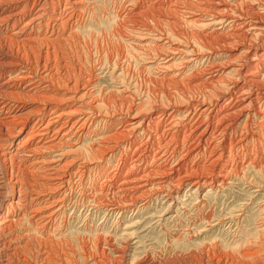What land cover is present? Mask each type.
<instances>
[{"label":"rangeland","instance_id":"374dc122","mask_svg":"<svg viewBox=\"0 0 264 264\" xmlns=\"http://www.w3.org/2000/svg\"><path fill=\"white\" fill-rule=\"evenodd\" d=\"M46 3L43 4V6L46 5ZM147 3L149 4L150 1L149 0H85L83 3V6L81 7L83 9L80 8L79 11H74V13L71 12L70 10L69 11L63 10L64 11L63 12L62 11L63 7L60 6V9H61L60 13L62 15H64V16L66 15L65 17L68 18L71 14V16L73 17V18L69 17V25L70 26L68 27L67 30L62 31L64 33V36L63 37L60 36V40H59L60 45L63 46L62 56H64V57H62V56L59 57L60 62H62L60 64V66H61L60 67V73L62 75V73H63L62 71L66 70V67L71 66L70 68L69 67L67 68V71L68 70L71 71L70 69H72L71 74L68 71V73L70 74L69 78L71 79V82L72 83L78 82L80 84L79 87L81 86L80 89L83 90L82 94L85 96L84 97L82 95V98L84 97L82 100L83 103L85 104V102H86V105H88L89 108H91V106H92L91 109L92 110L94 109L95 111L94 110L93 111L87 110V111L91 112V113L87 112L88 114L93 115V116L90 115L88 117L81 116L78 113H77L78 115L75 114L76 117L79 118L78 119L79 123H77V125L74 127V129L72 131L73 133L72 132L69 133L68 138H65L66 142L68 141L71 146H74V148L68 149L69 146H66L67 148H66V151L64 153H68V155H66V157H64V159H65L64 163L65 164H64V166L62 165L61 168L65 167V166L66 167L61 169V170L59 169L62 174L64 173L63 177H62V181H60V179H61L60 178L59 180L50 183L51 184L50 189H48L49 186L47 184H46L47 186H45V182L41 178L44 176V174L42 173L43 169H41V167L43 166L41 164V162H43V159H44L43 163L46 164V162H47V164L49 165V164H52V162H55L56 160L58 161V159H59L58 156L60 155V154L56 153V151L58 149L52 150V151H48V150L46 151L45 149H42L41 147L38 146L37 149H34L32 151L33 154H31L32 156L30 157V154L26 150L19 147L20 149H18V150H20V151L18 152V154L15 157L12 158L13 159L12 160L9 157V152H7L5 150L4 145L3 144H1L2 146L0 145L1 146L0 147V159H1L0 160V189L2 190L4 188H6L11 192V190L15 186V188L18 191V193L16 195L17 197L15 196V202L13 204V206H15V204L17 206L13 207L14 210L10 213V215H8L5 218V220L7 222L10 219H11V221L14 219L13 222L14 221L17 222L18 220H19L18 222H21L23 220L20 223L21 225L18 222L17 223L14 222L15 224L12 223V225L14 227L12 226L13 231L11 229V231L8 232V233H10L9 236H8L7 232H5L3 235L0 234V241H1L0 247L3 248V249L0 248L2 250V251L0 250V264H6V263L7 264H15V263L16 264L17 263L18 264H56V263L57 264H60V263L61 264H103V261L104 262L106 261L104 264L108 263V261H109L108 264H113V262H114V264H118L117 262L122 263V264H132L133 261H137V262H133V264L134 263L135 264H145L146 262H147L146 264H149V263L150 264H155V263L156 264H218V263L219 264H264V161H263L264 160V153H263L264 152V144H263L264 143V137H262L260 139H259V137H256V140H255L256 142L255 141L250 142V144H248L249 146H246V144L249 142H247V143L245 142L244 143L246 146L245 151L244 150H241V151L235 150L234 151L235 148L232 149V147L234 145L231 147L232 150L231 149L229 150L227 145H226V148L228 149L227 152H228V154H229V152L231 153L230 155H231V157L233 156L232 158L234 159V161L229 163L228 166L227 165L225 166V171H224L225 173L224 172L222 173L224 176V181L222 184L219 183L220 185L215 184V187L213 188L214 190L213 189L210 190V189L205 188L204 190H200L197 192L196 185H192V183H189V182H191V180L194 179V177L196 175H208L209 171L203 170L204 172L203 171L199 172V170L196 171V169H195V171H194V169H193L191 171L188 170L186 175H182L181 179L179 180V182L182 181V187L181 188L179 187L178 181H174V180L167 182V184H164L166 187L164 185H162V188H161V186L160 187L152 186V188H155V189L161 188V189H159L160 192L157 189V192H158L157 193L156 190L151 188V190L149 192H152V190L155 192H153V194L152 193L148 194L149 195V196L147 195V198L149 197L148 199L147 198H143V200L139 199L138 200L139 203L137 205L136 204L133 205V203L131 202L128 205L129 207L126 206L127 204L125 202L132 201V200H129L131 198L122 192L123 190L120 187H118L117 183H115L116 181L113 179V175H112L115 172V168H117L118 164L120 163L122 156L124 155V151H123L122 147L116 149L115 155L116 154L117 155L112 160L107 159L105 161L99 162L100 161L99 159L101 158V156H103V155L105 156V154H103V152H105L107 150L106 146H102V143L105 141H109V140H103V139L109 137L113 133H118L122 128L121 125H119V123L117 122L118 120L117 119L115 120V117L117 115L119 116L120 114H123L121 116L123 118L128 117V115H126V113L128 112L129 109L130 110L134 109V111L136 110L135 111L136 113L140 112L141 115H145V112L147 114V109H145L144 103L141 101V99L145 96V94L147 93V90L149 88V86H147L148 80H150V78H153L156 80V82H158V81L161 82V78H164V74L159 69L158 70L157 69H151L152 72H150V69L149 70L145 69L146 71L141 70V69H144V68H142L143 67L142 66L143 61L138 60L136 58V56L132 55L134 53V50L132 48L133 46L125 43L124 40L121 39L122 35H124L123 34L124 32H126V36H128V34H127L128 28H130L132 26L137 27V26L141 25L142 19H143V21H146V19L142 15L137 16V13H140V11H136L135 7H138V8L144 7V6L147 7V6H149ZM142 4H143V6H142ZM29 9L31 10L32 7H29ZM37 9H40V8L38 6H36L34 8V10H32V11L35 12ZM130 10H132V11H130ZM134 10H135V12H134ZM126 13H127V16L125 15ZM173 13L175 14V12H173ZM173 13L171 14L172 16H168V15L167 16L168 17H174ZM76 15H77V17H76ZM132 15H133V17H132ZM48 16H49V14L47 13L44 17V21H43L44 24H46L48 21H50L51 23L54 21L53 18L49 19ZM130 16L132 18H130ZM140 17H141V19H140ZM77 18H78V20H77ZM47 19H49V20H47ZM123 30H125V31H123ZM37 32H39V31L35 30V33H37ZM40 33H41L42 37L44 36L46 38H50L51 34H52L51 29H49V31L46 32L45 28L40 29ZM115 33L118 35H116ZM72 34L74 35L75 39H72L73 38ZM70 36L72 38H70ZM119 36H120V38H119ZM68 37H69V41L72 39L71 40L72 42L70 41V43H69V41L67 40ZM65 38H66V40H65ZM40 39H42V38H40ZM61 39H62V41H61ZM63 40H65V41L63 42ZM66 41H68V42H66ZM65 42H66V44H65ZM129 46H130V48H129ZM119 52H120V54H119ZM65 56H66V58H65ZM67 57H68V59H67ZM125 59H128V60H125ZM130 61H131V63L129 64ZM64 62L66 64H64ZM178 62H180V64ZM176 63L178 65L183 64L182 61H180V60L177 61ZM128 64H129V66H128ZM116 65L117 66L119 65V67H117ZM124 65H127V66H124ZM113 66L114 67L116 66L115 69L117 68V70H115ZM124 67H125V69H124ZM202 69L203 68L201 66H193L192 68H190L189 72L188 71L186 72V73H188L187 74L188 77L186 79L189 80L190 78L193 79L195 77H199L200 75L203 76L202 72L204 73V71ZM73 70H74V72H73ZM153 70H155V72H153ZM201 70H202V72H201ZM140 72H142V73H140ZM72 73H75V74H72ZM189 73H191V74H189ZM118 74H121L123 77L121 75L118 76ZM148 74L151 75V77L150 78L148 77L145 80V77L149 76ZM195 75H197V76H195ZM115 76H117V77L115 78ZM75 77H78V78H75ZM120 77H122V79H120ZM141 77H143V79ZM154 77H156V78H154ZM79 78H82V79H79ZM89 78H91V79H89ZM125 79H127V81ZM153 79H151V80H153ZM60 80L58 79L56 81L57 84L56 83L54 84L55 88H56V85H58L57 88H59V89H61L63 87L62 85L65 82L63 81V79H62V81H60ZM122 80L123 81L125 80V82H123ZM87 81H89V82H87ZM128 81H129V83H128ZM142 81H144V82L142 83ZM130 82H131V84H130ZM121 83H124V85H126V86H123V84H121ZM135 83H136V85H138L140 87V89L138 86L135 85ZM85 84H87V85H85ZM129 84H130V86H129ZM261 85H264V79L260 80L254 86H255V90H257L260 93L262 91V93H263L264 92V86L261 87ZM85 86L88 88H86ZM194 86H195V84L191 87L190 91L194 94H198L199 96L198 95H196V96L199 97V99L202 98L201 100H203V98H204L203 96H205V94H204L205 85L200 84V86H199V84H198L199 87L204 86L203 88L201 87L200 89H198V86L197 87L195 86V88H193ZM83 87H85V89ZM125 87H126V89H125ZM128 87L130 89H132V88H134V89L130 90ZM141 87H143V88H141ZM260 88H262V89H260ZM124 89L128 90V91H124ZM135 89L141 90V91H139L140 94H138L139 92ZM51 91H52V89L49 90L50 95H48V97H49L48 100H53V99L56 100L57 97H58V99L56 101L64 100V98L62 99V97H60L61 95H58V96L52 95ZM88 91H89V93H88ZM133 92L135 94H133ZM143 92H144V94H143ZM90 93H91V95H90ZM126 96H129V98ZM121 97H123L124 99ZM88 98H90L91 101ZM130 98H131V100H130ZM124 100H126L128 103ZM22 101L24 102V104L26 101V104L23 106L24 111L22 114L26 115L28 112L33 111L32 110L33 105H31V104H33L32 101L25 100V99L24 100L22 99ZM82 101H79V102H82ZM256 101L257 102H255L253 105H251V107H249V109L253 108L256 111L258 110L259 116L253 115V113H251L250 117L248 118V124H249L248 130H246L244 127H242L245 123L244 121H246L245 117L242 121H240V127L241 128H239V130L242 131L243 133H235L234 134V131L232 130V129H235L234 127L232 129L231 128L228 129L227 135L229 138L228 137L227 138H228V140L230 139L232 143H234V141L238 140V139H239L238 141H240L241 139H242L241 141H245V139L248 136H251L252 134H254V135L255 134L256 135L261 134L259 131L261 129L262 130L264 129V125H263L264 124V118H263L264 113L260 112V111L264 112V97L262 96V98L261 97L256 98ZM99 102L101 105L106 104V103L107 104L114 103L110 106L111 108L108 109L110 112L109 115L106 114V113H108L106 108L102 113L99 112V110L97 109V106H98L97 103H99ZM118 102L120 104H118ZM124 102H126V104H127L125 111H123L121 108V106L124 104ZM139 102L142 103V105L141 104L139 105ZM116 103L120 106H118ZM80 105H82V104L80 103ZM131 105H132V108H130ZM254 106H255V108H254ZM133 107H135V108H133ZM137 107L140 111L137 109ZM142 107H144V108H142ZM114 108H116V111ZM259 108H260V110H259ZM119 110H121L120 111L121 113L120 112L118 113ZM126 110H127V112H126ZM114 111L116 112V114ZM94 112H96V113H94ZM233 112L234 113L231 112L232 116H233V114L234 115L237 114L236 111H233ZM5 114H4L5 117H9L11 115V112H7V114L6 115ZM103 114H106V115H103ZM133 116L134 115H129V117H133ZM259 117H260V119H259ZM82 118L84 120H87L86 118H90L93 121H87V123L84 126L83 122H81L83 120ZM182 118H183V116L182 117L180 116V119H182ZM251 118H252V120H251ZM34 123H36V121L31 123L29 127H31V125ZM73 123L69 126H72ZM212 123H213V125L216 126V123H218V121L216 120L215 122H212ZM253 123H254V125H253ZM188 124L192 125V126H196L198 124H203V127L198 132V133H200V132H203V130H205L204 128H205L206 122H205V119H195L194 124H193L192 120L189 121ZM78 126H79V129H77ZM59 127L60 126L57 125L55 127V129L59 128ZM258 127H260V128H258ZM116 129H119V130L117 131ZM11 130H12L11 127H10V129L6 128V130L4 131V134L9 133L8 131H11ZM180 130H181V128H179V130L175 131V132L180 133L179 132ZM181 131H182L181 133L184 132L183 130H181ZM52 132H53V134L55 133L54 130L50 131V133H52ZM138 132H140V131H138ZM65 133H68V129L65 131ZM77 135H79V136L77 137ZM140 135L141 134H138L135 137H139ZM230 135H232V136H230ZM180 136H182V134ZM235 136H236V139H233V138H235ZM75 137H76V139H75ZM117 138L119 139V137L112 139L111 143L109 144L110 145L109 147L116 145L115 143L118 142ZM70 139H72L74 141L71 143ZM101 139H102V142H101ZM257 139H259V140H257ZM212 141L213 142L215 141L213 144H214V146L216 145V148L214 146H212V150L213 151H215L216 149L221 150L223 144L225 143V138L223 139L219 136L218 137L215 136L212 138ZM219 141H220V143H219ZM36 142H38V141H36ZM171 142L173 143V144H171L172 147L177 146V144L178 145L182 144V147L179 148V150H178L179 155H176V158H175V156L174 157H166V159H162V161L160 160L159 164H152L151 163L152 161H150L147 165L144 163H138V170H140V168H141V171H142V169L146 168V173L149 174V172L151 173L154 170L158 171L157 167L161 166V171L164 172L165 169H166V171L168 169H170V167L168 165L169 163H171L172 167H174L180 161H184V159L186 160V162H189V166H191L190 162L194 163V165H203L205 163L207 164V166L210 165L211 162H209L210 157L208 156V153L204 154L203 157L198 156L197 153L195 155H192L189 157L187 150H186L187 146L183 147L184 142L180 141L177 138H175L174 140L172 139ZM29 143H30L29 146L30 145H36L34 141H29ZM216 143H218V144H216ZM69 144L67 143V145H69ZM98 146H100L101 149L98 148ZM249 147H251V148H249ZM40 148L44 151H42ZM92 148L95 149L93 151H95L97 153L93 152ZM203 149H204V147H203ZM40 150H41V152H40ZM67 150H68V152H67ZM220 150H217L216 152H219ZM35 151L38 153H41V154H38ZM99 151H101V152H99ZM209 151H211V148L209 149ZM42 152H44V153H42ZM45 152L46 153L48 152L47 155ZM251 152H252V156H251ZM26 155H28V156H26ZM88 155L89 156L91 155L90 158L92 157L91 159L93 160V163H92L91 159H90V161H87L89 159H85V158H87ZM23 156H25V157H23ZM79 156H82V157L86 156V157L79 159L78 158ZM17 157L18 158L20 157V158L18 159ZM48 157L50 158V160ZM94 158H99V159L94 160ZM2 159H3V161H2ZM9 159H11V162ZM74 159H76V161H74ZM200 159H202V160L200 161ZM207 159H208V161L206 162L205 160H207ZM21 160L23 161V163ZM34 160L37 161V162H35L37 164L35 166L36 167L35 170L36 171L38 169H39L38 171L41 170V172L38 176H36L35 170H34V172H32L31 165L33 164ZM47 160H49V163ZM213 160L215 161V159H213ZM216 160H219L220 162H222L224 159H217L216 158ZM66 161L69 162V164ZM70 161H72V162L74 161L73 163L71 162L72 165H70L71 164ZM108 161L110 163H108ZM261 161H262V163H260ZM3 163H4V165H3ZM88 163L93 164L92 167H88ZM67 164L70 166L68 167ZM128 164H130V161H128ZM9 165H10V167H9ZM19 165H20L21 170L18 169ZM257 165H258V167H257ZM4 166H6V169L4 168ZM236 166L238 169L236 168ZM27 167H28V169H26ZM66 168H68V170ZM30 169H31L32 173L30 172ZM64 169H65V171H63ZM84 169L85 170L87 169V170L85 171ZM130 169H132V168H130ZM89 170H90V172H89ZM130 171L131 170H128V173ZM166 171L164 172L165 173L164 175L160 174L161 176L154 175L155 173L153 172L154 174L152 173L153 174L152 179L158 181V179L163 178L162 176H164V177L168 176L169 173H166ZM163 172H161V173H163ZM228 172H229V175H228ZM27 173L28 174L30 173V175H32V178H30V176L28 178ZM23 174H24V176H23ZM144 175H146V174H144ZM193 175H195V176L193 177ZM6 176L9 178H7ZM153 177H155V178H153ZM15 178H17V180ZM7 180H9V181H7ZM22 180H23V182L25 180V182H26V183L24 182L25 185L22 182ZM29 180L33 181V183L35 185ZM15 181H16V183L19 181V183L16 184ZM63 181H65V182H63ZM3 182H5V184ZM20 182H22V183H20ZM6 183L9 186L6 185ZM40 183L42 185L41 186L42 188L40 187ZM172 183H173V185L171 186ZM224 183H226V184H224ZM26 184H28V185H26ZM112 184H113V186H112ZM20 185H21V188H20ZM33 185L35 187H33ZM36 185H39V186H36ZM102 185L104 188H102ZM3 186H5V187H3ZM26 186L29 187L31 190L29 188H27ZM60 186H61V188H60ZM36 187H37V189H36ZM53 187H55L56 189L54 188V190H53ZM163 187L165 189L166 188H168V189H166V191H165ZM57 188H59V189H57ZM20 189L22 191H20ZM97 189H99V190H97ZM117 189H120L121 191L117 192V191H119ZM29 190L31 192L33 191V193H31ZM167 190H169V191H167ZM37 191H39V192H37ZM41 191H43V192H41ZM98 191H100V192H98ZM24 192H26V194ZM95 192L96 193L98 192V194H96ZM171 192H172V194L167 197V195H169ZM39 193L40 194L43 193V194L39 195ZM93 193H95L96 195ZM9 194L10 193L6 194V196H4V197L0 196V204H4V202H6L4 199L8 198ZM62 194L63 195L65 194L67 197L65 195H64L65 196L64 197ZM159 195L162 197H160ZM93 196H94V199H93ZM103 196H104V198L105 197L106 198L104 199ZM150 196H152V197H150ZM24 197H26L25 201H24ZM116 197H117V199H116ZM125 198H126V201H125ZM161 198H162V200H161ZM19 199H20V201L22 200L20 203L18 202ZM30 199H32V200L30 201ZM99 199H101V200H99ZM56 200H58V201L56 202ZM103 200H104V202H103ZM113 200H115L116 202ZM44 202H48L50 204V205L48 204L49 206L46 205V206H48L47 209L43 208V207H46V206H43ZM92 202H94L95 204ZM97 202H99V203L97 204ZM117 202L118 203L122 202V204L121 203L118 204ZM17 203H19V205ZM21 204H22L23 208L20 206ZM24 204H25V206H24ZM100 204H102V206ZM123 204L125 207H123ZM131 204L135 207H133ZM60 205L63 206V207H61V209L59 208ZM170 205H171V208H170ZM17 207H19V208H17ZM20 207H21V209H20ZM32 208H34V209H32ZM57 208H59L58 211H57ZM131 208H132V210H131ZM18 209H20V210H18ZM22 209H23V211H22ZM29 209L30 210L32 209V211H29ZM121 209H122V211H121ZM33 210H35V211H33ZM36 210H38L37 213H36ZM52 212H53V215H50V213H52ZM111 212H113V213H111ZM17 214H18V216H17ZM23 214L26 217L23 218ZM44 215L47 217H45ZM48 215H50V216H48ZM29 216H30V218H28ZM17 217H19V219H17ZM34 218H35V221H34ZM29 220H30V222H29ZM36 223H38L37 227L35 226ZM40 223L44 224V225H41ZM15 227L17 229H15ZM40 228H43V229H40ZM26 234L28 235V237L26 236ZM1 235H2V238H1ZM127 235L129 238L126 237ZM4 236H5V238H4ZM22 236H26L27 238L22 237ZM130 236H132V238ZM11 237H12V239H11ZM7 238H8V240H7ZM24 238H26V239L24 240ZM28 239H29V241H28ZM48 239L51 242L48 241ZM122 239L127 241L128 245L125 241L123 242ZM130 239H131V242H130ZM11 240L12 241L14 240V241L12 242ZM128 240L130 243L128 242ZM27 241H28V243H27ZM44 241L47 243H45ZM5 242H6V244H5ZM22 242H23V244L25 243V246L22 244ZM40 242H43L42 243L43 245L46 244L45 247H47V249H45L44 246ZM48 242H50V243H48ZM108 242L111 245H109ZM29 243H31L30 244L31 246H29ZM119 244H121V245H119ZM213 244H215V246L217 248ZM3 245H5V246H3ZM7 245H8V247H7ZM26 245H28L30 248ZM117 245H119V246H117ZM13 246H14V248H13ZM20 246H24V248L23 247L20 248ZM120 246H121V248H120ZM211 247L213 248V250ZM4 248H6V249H4ZM11 248H12V250H10ZM27 248H29V249H27ZM114 248H116V249L118 248L119 251L118 250L116 251V249H114ZM128 248H130V249H128ZM208 248L210 249V253H209ZM13 249H16V250L18 249V250L16 251ZM43 249H45V250H43ZM124 249H125V251H124ZM46 250H47V252H46ZM43 251H44V253H43ZM122 251H124V252H122ZM7 252H9V253H7ZM19 252H21V253H19ZM17 253H19V254H17ZM11 254H12V256H11ZM121 254L123 255V257H119V256H122ZM113 255H115V256H113ZM16 256L18 259L16 258ZM18 256H20V257H18ZM46 256L48 258L51 257V260H49ZM103 256H104V259H103ZM106 256L108 257V259ZM12 258H14L15 262ZM116 258H118V259H116ZM194 258H195V260H194ZM102 259H103V261H102ZM122 259H123L124 263L122 262ZM43 260H44V262H42ZM196 260H198V261H196ZM7 261H10V263ZM97 262H99V263H97Z\"/></svg>","mask_w":264,"mask_h":264},{"label":"bare ground","instance_id":"6f19581e","mask_svg":"<svg viewBox=\"0 0 264 264\" xmlns=\"http://www.w3.org/2000/svg\"><path fill=\"white\" fill-rule=\"evenodd\" d=\"M84 1L85 0H0V145L1 144L4 145V148L7 152H9V157L11 159L13 157H15L18 154V152L20 151V150H18V149H20L19 147L26 150L30 154V157L32 156L31 154H33L32 151L34 149H37L38 146L41 147L42 149H45L46 151L47 150L52 151V150L58 149L56 151L57 154H60L58 156V158H59L58 161L56 160L55 162H52V164H49V165L47 164L46 161H45L46 164L43 163L44 159H43V162H41V164L43 165L41 167V169H43L42 173L44 174V176L41 178L45 182V186H47V185L49 186V188L47 187L48 189H50V186H51L50 183L57 181L60 178H61L60 181H62V177H63L64 173L62 174L60 172V170L66 167L65 166V167L61 168L62 165L64 166V164H65L64 163L65 162L64 157H66V155H68V153H64L66 151V148H67L66 146H69L68 149L74 148V146H71L68 141L66 142L65 138H68L69 133H71L73 131L74 127L77 125V123H79V121H78L79 118H77L75 114L78 113L81 116L88 117L91 115L88 113H91V112H89L87 110H90V111L94 110V109L93 110L91 109L92 106H91V108H89L88 105H86V102H85V104L83 103L82 100L85 96L82 94L83 90L80 89L81 86L79 87L80 84L78 82H74V83L71 82V79L69 78V76L71 74L72 69H70L71 71L68 70L70 74L67 71V68L69 66L66 67V70L62 71L63 72L62 75L60 73V67H61L60 64L62 62H60L59 57H61L63 54V46L60 45L59 40H60V36L61 37L64 36V33L62 31L67 30L68 27L70 26L69 25V17H72L71 14L68 18L65 17L66 15L65 16L62 15L60 13L61 12L60 6L63 7L62 11L63 10L64 11L70 10L71 12L74 13V11H79V9L83 6ZM149 1H150V3L149 4L147 3L149 5L147 7L146 6L139 7V8L135 7L136 11H140V13H137V16L142 15L146 19V21H143V19H142L141 25H139L137 27L132 26V27L128 28V33H127L128 36H126V32H124V33L122 32L124 35L121 34L122 35L121 39H123L125 43L132 45L133 46L132 48L134 50V53L132 55L136 56V58L138 60L143 61L142 62L143 67L142 68H144V69L140 68L141 70H145V69L149 70L150 69V72H152L151 69H157V70L159 69L164 74V78H161V82H159V81L156 82L155 79L150 78L152 75L151 73H150L151 75L148 74L149 76L145 77V80L148 77L150 78V80H148V84H147V86H149V88H148L145 96L141 99V101L144 103L145 109H147V114L144 111L145 115H141L140 112L136 113L135 112L136 110L134 111V109H131V110L129 109L128 112L126 110L127 113L125 112L126 115H128V117H126V118L121 117L123 114H120L119 116L117 115L115 117V120L116 119L118 120L117 122L122 127L121 130L118 133L111 134L109 137L106 136L107 138L104 137L105 139H103V140H109V141H105L102 143V146H106V148H107V150L105 152H103V154H105V156L104 155L101 156L100 159L94 158V160L99 159L100 160L99 162L105 161L107 159L112 160L117 155V154L115 155L116 149L122 147V149L124 151V155L122 156L120 163L118 164L117 168H115V172L112 175H113V179L116 181L115 183H117L118 187H120L123 190L122 192L125 195H127L131 198L129 200H132L129 202H125L127 204L126 206H128L131 202L133 203V205L134 204L137 205L139 203V201H138L139 199L143 200V198H147L148 194H151V193L153 194V192H155V191L152 190V192H149L151 190L152 186H155V187L161 186V188H162V185L167 184V182L174 180V181H178L179 187L181 188L182 187V181L179 182V180L181 179L182 175H186L188 170L191 171L193 169H194V171H195V169H196V171L199 170V172H202L203 170L209 171L208 175H196V176L193 175V177L194 176L195 177L189 183H192V185H196L197 192L200 190H204L205 188L210 189V190L213 189L215 187V184H219V183L222 184L223 183L224 176L222 173L225 171V166L226 165L228 166L229 163L234 161V159L232 158L233 156L231 157V155H230L231 153L229 152V154H228L227 150L228 149L230 150L231 147L234 145L232 147V149L235 148L234 151L235 150L236 151L237 150H239V151L244 150L245 151V147L249 146L248 144H250V142L255 141L256 137H259V139L264 137V131H263L264 129L263 130L261 129L259 131L261 134H257V135L252 134L251 136H248L245 139V141H241L242 139L240 138L241 139L240 141H238L239 140L238 139V140H235L234 143H232L230 139L228 140L229 137L227 135L228 129L229 128L232 129L233 127L235 128V129H232L234 131V134L235 133H243L242 131L239 130V128H241L240 127V121H242L244 119V117L246 118V121H244L245 123L242 127H244L246 130H248V127H249L248 126L249 125L248 124V118L250 117L251 113H253V115H258V110L256 111L253 108L249 109V107H251V105H253L255 102H257L256 98H259V97L262 98V96L264 97V92L262 93L261 90H260L261 93L258 92L257 90H255V86H254L260 80L264 79V0H164V1L163 0H154V1L149 0ZM45 3H46V5L43 6V4H45ZM36 6H38L40 9H37L35 12H33L32 10H34V8ZM142 6H143V4H142ZM29 7H32V9L30 10ZM81 9H83V8H81ZM130 11H132V10H130ZM46 12L49 14V16H48L49 19L50 18L54 19V21L52 23L50 21H48L46 24L43 23L44 17L47 14ZM134 12H135V10H134ZM173 12H175V14ZM172 13L174 14L173 15L174 17H168V16H172L171 15ZM125 15L127 16V13ZM76 17H77V15H76ZM132 17H133V15H132ZM132 17L130 16V18H132ZM49 19H47V20H49ZM140 19H141V17H140ZM77 20H78V18H77ZM42 28H45L46 32H48L49 29H51L52 34H51L50 38H46L44 36L42 37V35L40 33V29H42ZM35 30L39 31V32L35 33ZM123 31H125V30H123ZM116 35H118V34H116ZM71 36H70V38H72ZM40 38H42V39H40ZM119 38H120V36H119ZM72 39H75L74 35H73ZM65 40H66V38H65ZM65 40H63V42ZM67 40L69 41V37L67 38ZM61 41H62V39H61ZM68 41H66V42H68ZM70 41H69V43H70ZM66 42H65V44H66ZM129 48H130V46H129ZM119 54H120V52H119ZM62 57H64V56H62ZM65 58H66V56H65ZM67 59H68V57H67ZM125 60H128V59H125ZM179 60L182 61L183 64L178 65L176 62ZM130 63H131V61L129 62V64ZM178 63L180 64V62H178ZM64 64H66V63L64 62ZM129 64H128V66H129ZM124 66H127V65H124ZM193 66H201L203 68L202 70L204 71V73H203L201 70L203 76L200 75L199 77H195V78L192 77L193 79H191L189 77L190 79L187 80L186 78L188 77L187 76L188 73H186V72L187 71L189 72L190 68H192ZM115 67H114V69H115ZM117 67H119V65ZM124 69H125V67H124ZM115 70H117V68ZM73 72H74V70H73ZM153 72H155V70H153ZM140 73H142V72H140ZM72 74H75V73H72ZM189 74H191V73H189ZM119 75H121V74H118V76ZM195 76H197V75H195ZM116 77L117 76H115V78ZM122 77H120V79H122ZM75 78H78V77H75ZM141 78L143 79V77H141ZM154 78H156V77H154ZM58 79L59 80L61 79L60 81H62V79H63V81L65 82L63 85L61 84L63 87L60 85L62 87L61 89L57 88L58 85H56V88L54 87L55 86L54 84L56 83V81ZM79 79H82V78H79ZM89 79H91V78H89ZM151 79H153V80H151ZM125 80L127 81V79H125ZM125 80L124 81L122 80V81L125 82ZM87 82H89V81H87ZM143 82L144 81H142V83ZM128 83H129V81H128ZM197 83L199 84V86H200V84L205 85V87L201 86L202 88L204 87L205 96H203L204 97L203 100H201L202 98L199 99V97L196 96L198 94H194L190 91L191 87L194 84L196 87L198 86ZM121 84H123V86H126V85H124V83H121ZM130 84H131V82H130ZM130 84H129V86H130ZM85 85H87V84H85ZM135 85H136V83H135ZM136 86H138V85H136ZM195 86L193 88H195ZM199 86H198V89L201 88ZM262 86H264V85H261V87ZM85 87H83V88L85 89ZM86 88H88V87H86ZM141 88H143V87H141ZM51 89H52V91H51L52 95H54V96L61 95L60 97H62V99L64 98V100L56 101L58 99V97H57V99L55 98L56 100H54V99L48 100V98H49L48 95H50L49 90H51ZM125 89H126V87H125ZM125 89H124V91H128ZM132 89H134V88H132ZM132 89H130V90H132ZM139 89H140V87H139ZM260 89H262V88H260ZM135 90H137V89H135ZM137 91L139 92L141 90H137ZM88 93H89V91H88ZM133 94H135V93L133 92ZM138 94H140V92ZM143 94H144V92H143ZM82 95L84 96L83 98H82ZM90 95H91V93H90ZM126 97L129 98V96H126ZM121 98H123V97H121ZM22 99L23 100L24 99L29 100V101L33 102V104H31V105H33L32 110L34 112L30 111L26 115L22 114L24 111L23 106L26 104V101L24 104ZM88 99L90 100V98H88ZM130 100H131V98H130ZM79 101H82V102H79ZM124 101H126V100H124ZM126 102H124V104L121 106L123 111H125V108L127 105ZM140 102H139V105L140 104L142 105V103H140ZM80 103L82 105H80ZM97 104H98L97 109L99 110L100 113H102L106 108L108 111V113H106V114L109 115L110 112L108 109H110L111 108L110 106L114 103H112V104H110V103L109 104H107V103L103 104L102 103L103 105H101L99 102ZM118 104H120V103L118 102ZM118 106H120V105H118ZM130 108H132V105ZM133 108H135V107H133ZM142 108H144V107H142ZM254 108H255V106H254ZM114 109L116 111V108H114ZM137 109H138V107H137ZM259 110H260V108H259ZM120 111L121 110H119L118 113ZM233 111H236L237 114H235V115L233 114V116H232L231 112L234 113ZM7 112H11V115L9 117L4 116V114L5 113L7 114ZM96 112H94V113H96ZM260 112L264 113L263 111H260ZM106 114H103V115H106ZM115 114H116V112H115ZM129 115H134V116L129 117ZM91 116H93V115H91ZM180 116L181 117L183 116V118L180 119ZM86 119L87 120L83 119L81 121V122H83L84 126L87 123V121H93L90 118H86ZM195 119H205L206 124H205V128H204L205 130H203V132L198 133L201 130V128L203 127V124H198L196 126H192V125L188 124V122L191 120L193 121V124H194ZM259 119H260V117H259ZM216 120L218 121V123H216V126H215V125H213L212 122H215ZM251 120H252V118H251ZM34 121H36V123L32 124L31 127H29L30 124L33 123ZM72 123H73V125L69 126ZM57 125H59L60 127L55 129V127ZM253 125H254V123H253ZM10 127L12 128V130L8 131L9 133L5 132L6 134H4V131L6 130V128L10 129ZM179 128H181V130H183L184 132L181 133L182 131L180 130L179 131L180 133H176L175 131H178ZM258 128H260V127H258ZM67 129H68V133H65V131ZM77 129H79V126ZM52 130L55 131L54 134H53V132L50 133V131H52ZM116 130L118 131L119 129H116ZM138 131H140V132H138ZM138 134H141V135L139 137H135ZM181 134H182V136H180ZM78 136L79 135H77V137ZM215 136L216 137L219 136L223 139L225 138V143L223 144L221 150L220 149H216L215 151L212 150V146H214L213 143L215 142V141L214 142L212 141V138ZM230 136H232V135H230ZM116 137H119L120 140L117 138L118 142L115 143L116 145L109 147L110 146L109 144L111 143L112 139H114ZM175 138L184 142L183 147L187 146L186 150H187L189 157L192 155H195L196 153L198 156L203 157L204 154L208 153V156L210 157L209 162H211L210 165L208 164L209 166H207L206 163L203 165H194V163L190 162L191 166H189V162H186L185 159H184V161H180L179 163H177V165H175L176 167L175 166L172 167L171 163H169L168 165H169L170 169H168L167 171L165 169L166 173H169V175L166 177L162 176L163 178L158 179V181L152 179V176L154 173H155L154 175H158V176H161L160 174H163V175L165 174L164 173L165 171L164 172L161 171V166L157 167L158 168V171L156 170L157 172L154 170L155 171V172L153 171L154 173L149 172V174L146 173V168L144 166L143 167L145 169H142V171H141V168H140V170H138V163H144L147 165L150 161H152L151 162L152 164H159V161L160 160L162 161V159H166V157H174L175 156V158H176V155H179L178 150H179V148L182 147V144H180V145L177 144V146L172 147L171 144H173V143L171 142V140L172 139L174 140ZM75 139H76V137H75ZM233 139H236V136ZM259 139H257V140H259ZM29 141H34L36 145H30L29 146V144H30ZM36 141H38V142H36ZM70 141L72 143L74 140L70 139ZM101 142H102V139H101ZM245 142L246 143L249 142V143H247L245 146V144H244ZM67 143L69 145H67ZM219 143H220V141H219ZM216 144H218V143H216ZM226 145H227L228 149L226 148ZM203 147H204V149H203ZM214 147L216 148V145ZM98 148H100V146H98ZM210 148H211V151H209ZM249 148H251V147H249ZM41 150H40V152H41ZM93 150H95V149L92 148V151ZM217 150H220V151L216 152ZM42 151H44V150H42ZM101 151H99V152H101ZM67 152H68V150H67ZM93 152H95V151H93ZM36 153H38V152H36ZM42 153H44V152H42ZM47 153H46V155H47ZM95 153H97V152H95ZM38 154H41V153H38ZM26 156H28V155H26ZM90 156L88 155L87 158H85L86 156L85 157L79 156L78 158L79 159L85 158V159H89L87 161H90V159L92 158V157L90 158ZM251 156H252V152H251ZM23 157H25V156H23ZM216 158L217 159H224V160L222 162H220L219 160H216ZM11 159H9L10 162H11ZM213 159H215V161ZM49 160H50V158H49ZM49 160H47L48 163H49ZM201 160L202 159H200V161ZM2 161H3V159H2ZM74 161H76V159H74ZM128 161H130V164H128ZM205 161L207 162L208 159ZM35 162H37V161L34 160L33 164L31 165L32 172H34V170L36 169L35 166L37 164ZM71 162L72 161H70V163ZM22 163H23V161H22ZM67 163L69 164V162H67ZM72 163L70 165H72ZM92 163H93V160H92ZM108 163H110V162L108 161ZM260 163H262V161ZM68 164H67V166L69 167L70 165H68ZM3 165H4V163H3ZM92 165L93 164L88 163V167H92ZM6 166H4L5 169H6ZM9 167H10V165H9ZM18 167H19L18 169H20V165ZM257 167H258V165H257ZM130 168H132V169H130ZM236 168H237V166H236ZM26 169H28V167ZM66 169L68 170V168H66ZM38 170L37 171L35 170L36 176H38L41 172V170L40 171H38ZM128 170H131V171L128 173ZM63 171H65V169ZM30 172H31V169H30ZM89 172H90V170H89ZM161 172H163V173H161ZM144 174H146V175H144ZM228 175H229V172H228ZM23 176H24V174H23ZM29 176H30V178H32V175H30V173L29 174L27 173L28 178H29ZM7 178H9V177H7ZM153 178H155V177H153ZM15 179L17 180V178H15ZM7 181H9V180H7ZM29 181H31V180H29ZM22 182H23V180H22ZM22 182H20V183H22ZM24 182H25V180H24ZM31 182L33 183V181H31ZM63 182H65V181H63ZM3 183L5 184V182H3ZM7 183H6V185H8ZM15 183H16V181H15ZM17 183H19V181ZM25 183H24V185H25ZM173 183L171 184V186L173 185ZM224 184H226V183H224ZM26 185H28V184H26ZM34 185H33V187H35ZM36 186H39V185H36ZM41 186L42 185L40 183V187ZM112 186H113V184H112ZM3 187H5V186H3ZM20 188H21V185H20ZM27 188H29V187H27ZM54 188L55 187H53V190H54ZM60 188H61V186H60ZM102 188H104L103 185H102ZM161 188H159V189H161ZM36 189H37V187H36ZM57 189H59V188H57ZM152 189L156 190V192H157L158 188H156V189L152 188ZM166 189H168V188H166ZM166 189L164 188L165 191H166ZM97 190H99V189H97ZM117 190H119L117 192L121 191L120 189H117ZM8 191L9 190L6 188H4L2 190L0 189V196L4 197V196H6V194L10 193L8 198L4 199L6 202H4V204H0V234L3 235L5 232H7L8 236H9L10 233H8V232H10L11 229L13 231L12 223H14L16 221L13 222L14 219L12 221L10 219L7 222L5 220V218L8 215H10V213L14 210L13 207L17 206L16 204H15V206H13V204L15 202V196L17 195L18 191L15 188V186L11 190V192L10 191L8 192ZM20 191H22V190L20 189ZM43 191H41V192H43ZM100 191H98V192H100ZM167 191H169V190H167ZM37 192H39V191H37ZM98 192L97 193L95 192V193L98 194ZM159 192H160V190H159ZM24 193L26 194V192H24ZM31 193H33V191ZM95 193H93V194H95ZM42 194L39 193V195H42ZM171 194H172V192L169 195H167V197L170 196ZM150 197H152V196H150ZM160 197H162V196H160ZM103 198H104V196H103ZM25 199H26V197H24V201H25ZM93 199H94V196H93ZM116 199H117V197H116ZM31 200L32 199H30V201ZM99 200H101V199H99ZM161 200H162V198H161ZM21 201L19 199L18 202L20 203ZM57 201L58 200H56V202ZM113 201H115V200H113ZM125 201H126V198H125ZM103 202H104V200H103ZM19 203H17V204L19 205ZM92 203H94V202H92ZM98 203L99 202H97V204ZM120 203L122 204V202H119L118 204H120ZM43 204H44L43 206H46L49 203L44 202ZM100 205L102 206V204H100ZM20 206L23 208L22 204ZM24 206H25V204H24ZM48 206L43 207V208L47 209ZM21 207H20V209H21ZM61 207H63V206L60 205L59 208L61 209ZM123 207H125L124 204H123ZM133 207H135V206H133ZM17 208H19V207H17ZM59 208H57V211L59 210ZM170 208H171V205H170ZM20 209H18V210H20ZM32 209H34V208H32ZM32 209L31 210L29 209V211H32ZM38 210H36V213ZM131 210H132V208H131ZM22 211H23V209H22ZM33 211H35V210H33ZM121 211H122V209H121ZM111 213H113V212H111ZM50 215H53V212L50 213ZM50 215H48V216H50ZM17 216H18V214H17ZM19 217H17V219H19ZM24 217H26V216H24V214H23V218ZM45 217H47V216H45ZM28 218H30V216ZM34 221H35V218H34ZM21 222H18V223L20 224ZM29 222H30V220H29ZM37 224L38 223L35 224L36 227H37ZM41 225H44V224H41ZM15 229H17V228L15 227ZM40 229H43V228H40ZM2 235H1V238H2ZM26 236L28 237L27 234H26ZM26 236H22V237H26ZM126 237H128V235ZM130 237L132 238V236H130ZM4 238H5V236H4ZM26 238H24V240ZM11 239H12V237H11ZM7 240H8V238H7ZM28 241H29V239H28ZM28 241H27V243H28ZM48 241H50V240L48 239ZM122 241L124 242L125 240L122 239ZM6 242H5V244H6ZM50 242H48V243H50ZM125 242L127 243V241H125ZM128 242H129V240H128ZM130 242H131V239H130ZM0 243H1V241H0ZM40 243L42 244L43 242H40ZM45 243H47V242H45ZM22 244H23V242H22ZM30 244L31 243H29V246H31ZM23 245L25 246V243ZM109 245H111V244L109 243ZM119 245H121V244H119ZM119 245H117V246H119ZM127 245H128V243H127ZM213 245L215 246V244H213ZM3 246H5V245H3ZM24 246H20V248H22V247L24 248ZM26 246H28V245H26ZM43 246L45 249H47V247H45L46 244ZM7 247H8V245H7ZM13 248H14V246H13ZM29 248H27V249H29ZM120 248H121V246H120ZM1 249H3V248H1ZM4 249H6V248H4ZM45 249H43V250H45ZM114 249H116V248H114ZM128 249H130V248H128ZM10 250H12V248ZM13 250H16V249H13ZM117 250H118V248L116 249V251ZM212 250H213V248H212ZM124 251H125V249H124ZM124 251H122V252H124ZM46 252H47V250H46ZM7 253H9V252H7ZM19 253H21V252H19ZM19 253H17V254H19ZM43 253H44V251H43ZM209 253H210V249H209ZM11 256H12V254H11ZM113 256H115V255H113ZM18 257H20V256H18ZM119 257H123V255L119 256ZM16 258H17V256H16ZM118 258H116V259H118ZM12 259L14 260V258H12ZM48 259L51 260V257ZM103 259H104V256H103ZM103 259H102V261H103ZM107 259H108V257H107ZM194 260H195V258H194ZM196 261H198V260H196ZM7 262L10 263V261H7ZM14 262H15V260H14ZM42 262H44V260ZM105 262L103 261V264ZM122 262H123V259H122ZM133 262H137V261H133ZM133 262H132V264H133ZM97 263H99V262H97ZM108 263H109V261H108ZM108 263H106V264H108ZM117 263L122 264L119 262H117ZM113 264H114V262H113Z\"/></svg>","mask_w":264,"mask_h":264}]
</instances>
